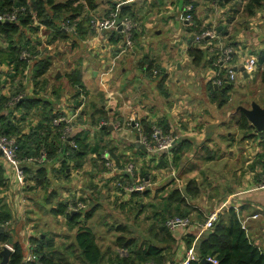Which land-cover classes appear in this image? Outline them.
<instances>
[{
  "label": "crops",
  "instance_id": "0c3cea01",
  "mask_svg": "<svg viewBox=\"0 0 264 264\" xmlns=\"http://www.w3.org/2000/svg\"><path fill=\"white\" fill-rule=\"evenodd\" d=\"M190 1L194 4L195 19L198 24L202 25L201 29L208 28L209 26H222L220 31L223 30V32H218L221 42L232 45L234 48L233 66L238 75L236 80L233 81L235 83L229 88L227 96L237 90L243 91V81L238 76L241 78L249 76L250 72L245 68L246 58L264 49V5L256 8L253 15H247L244 10L246 0H183L182 8ZM105 3L106 5H111V8L113 6H115L114 8H121L122 5L126 4L130 6V13H135L136 15L141 13L143 19H146V23H144L145 32L143 34L140 31V34H136V44H134L133 48H128L125 52H122L123 38H119L118 34L115 35V31L113 30H106L102 34H98L97 31L91 32V30L85 34L66 32L67 35L65 37L60 36L51 41L49 37L50 34L52 36V29L44 26L45 30L48 28L45 33L41 31V28L38 31H33L31 28L23 30L24 43L26 40H29L38 44L37 49L40 52L46 48L48 50L53 49L54 52L51 54L53 55L52 65L39 79V82L32 77L33 68L31 65L34 60L19 72L16 69V63H9V61L0 62V94L1 102L4 105L2 110H0V127L6 126L7 123L17 126L18 135L22 138V141L27 146L34 148L38 139L44 140L46 138L49 142H54L56 139L59 140L62 126L59 127L55 124V119L58 116L53 120L49 118L54 114H59V116L62 115L71 120L73 135L79 133L80 138L87 143L89 150L81 168L74 167L72 159L68 160V163L72 166L68 169V177L58 171L61 168V162L48 161L43 164L47 167L48 171L49 183L47 188V183L43 185L39 183V180L37 181V169L41 164L31 163L26 160L22 161L20 168H23L24 176L21 177L18 173V166L8 161L0 151V208L4 207L11 213V219L7 223L8 226L3 225L5 227L4 230H10L11 238L7 242L0 243V264L3 260L1 251L6 247L13 252L14 242L18 241L21 243L26 257L31 247L35 248V244L31 240L33 237L40 235L43 237L47 236L52 241L53 235L46 232L45 228L43 229L40 225L47 227L49 222H54L55 226H57L58 221L65 216L57 214L55 210L60 202L67 201L65 197L69 193L65 194L63 192L64 188L66 187L71 191L73 186L70 187L63 184L69 182L68 180L73 175L72 171L74 169L77 175L84 176L81 172L86 170L87 159L94 157L93 161H95L96 157L98 158V150H101L103 145L110 150L112 149L113 151L109 153L112 152L114 154H118L120 150L125 149L122 152L126 155L127 159L129 161L133 160L135 166L138 160L137 162L141 163L142 173H148L143 178L147 181V185L149 184L145 190L137 191L135 195L127 192L124 196L121 193L115 192L118 197L119 195L122 196L120 202L124 203L123 207L129 201L131 206L136 205L137 214L143 211L142 209L145 204L133 202L137 201L134 197H144L143 194H146L155 198V186L162 184V176L159 175L160 169L164 168L167 171L170 167L176 166L179 172L184 166H187L193 153L199 151V149L200 151H207L206 159L200 160L202 162L205 160V163L202 164V170H205L203 174L205 181L202 182L198 177L189 181H192V187L196 186L197 188H199L198 183H196L197 181L203 186L206 183L209 185L207 194H214L213 197L203 198L202 195L199 196V192L196 196L186 195L185 189L189 181L185 182L186 185H183L184 188H182L181 184H175L180 183V181H175L171 178L167 181V184L163 183V186H161L163 191L157 194V196L163 197L161 209L165 210L169 202V194L176 188L181 189L187 199V205H182L181 210L189 211L190 213L187 216L193 218V222L189 227L186 229L180 227L172 232L177 239V245H180V249H185L183 252L185 256L182 262L178 264H183L187 257V250L189 249L183 235L190 232L198 237L200 231L199 225L211 212H220L223 208L229 207L238 208L241 218L247 219L249 238L264 250V189L257 188L261 180V170L264 165V146L259 137L252 135L244 136V131L238 127L237 121L240 116L239 109L237 108L239 105L235 111L227 114L225 110H227L228 97L226 102L222 104L219 103L220 98L213 99V91L211 90L213 88L212 80L215 77L213 61L218 52L216 40L209 39L205 42V46L200 47L205 52L204 60L200 63L193 61V57L188 53L189 46L185 45V43L180 44V49L177 51V43L180 42L182 36H179V33L182 32V27L174 32L177 35H172L173 37L177 36L176 41L175 38L169 41V43L172 42L173 44L158 45V49L154 48V50L150 46V43L152 42V45H154L158 41L152 37L149 30L156 28L155 33H162L168 29L171 17H180L179 13L175 14V12L169 18L163 17L166 9H173L175 0H106ZM97 8L96 3V7L91 8V10ZM151 18L156 20L155 23L151 22ZM86 22L83 25L88 26ZM234 25H236L237 29L234 30L235 36L233 38L232 28ZM26 30L27 32L29 31L28 34L30 36L26 37L24 32ZM33 36L37 39H32ZM70 39L71 43L67 41ZM1 40L6 42L3 37H0V46L6 47L7 42L3 46ZM61 40H65L67 43L65 44L64 42L63 45L68 46L70 44L68 55L60 48L57 49L60 46ZM86 47H88L87 51L85 50ZM160 47L161 51L165 53L163 61L159 57L161 54L158 53ZM247 47H251L253 52L249 53L246 50ZM70 55L77 57V63L75 62L76 60L70 62V59H68L67 64H65L66 57ZM139 58L142 59L139 60ZM143 60H153L154 64L159 66L163 73L160 71V75L158 76L151 75L143 67ZM116 63L118 65L116 70H114L115 66L112 68V65H116ZM189 63L192 66L205 65L202 78H199V83L197 84L200 87L196 96L187 87L192 84L191 81V84L189 82L183 89H178L181 93L173 91L170 88L172 83L174 84L179 81L176 78L175 82H173V75L178 76V73L183 72L188 74L189 70V74H194L188 66ZM137 67L141 73L139 74L136 71L137 73L133 74L132 70L135 71ZM241 67L245 68L247 76L240 71ZM76 69L82 71L83 87L88 98L87 100L85 96L86 100L83 107H81L83 103V100L80 99L81 93L77 91L78 85H73L68 76L69 73ZM256 69L258 70V67ZM51 74H53V79H51ZM258 76L260 78V71ZM158 78L160 79L158 80ZM138 79L141 81L140 84L137 83ZM66 81L69 83L66 86L70 88H67L65 95L61 96V91L64 89L63 83H66ZM178 83H181V81ZM182 83L184 82L182 81ZM261 83L264 84L262 81ZM162 86L165 88L167 94L163 95L161 93L160 88ZM214 88L217 89L218 87L214 86ZM200 91L202 92V97L197 96ZM21 92L25 93L24 100H37L32 104L33 106L26 108L13 103L15 96ZM117 95L121 98L117 97ZM208 103L214 104L213 107L211 106L209 112L204 106V104ZM97 107L105 111L108 119H101L100 123H94L92 114L94 110H97ZM134 113L139 114V126L131 125L127 128H125L126 126H122ZM144 120L148 121L151 126L155 123L160 124L165 133H173L178 136L177 142L181 139H188L191 142L190 147L184 150L181 158L176 163L173 161V149L170 154L168 151L152 154L148 150L145 151L140 148L136 143L138 134H146ZM227 121L229 125L228 127H224ZM63 123L66 125L65 122ZM117 123H120L122 127L119 128L120 126H117ZM108 125V130H105V127ZM111 125L114 128H111ZM119 129H124L122 134L126 140L121 138L122 134L116 137ZM132 135L134 137L131 140L130 137ZM71 140H73L72 137ZM112 141H115V144H113L115 146L110 147L109 144L112 146ZM74 142L78 146L76 139ZM70 145H72L71 142ZM120 155L123 154L121 153ZM120 155L116 156L119 157V161L121 158L125 159ZM162 156L169 163L168 166L159 165L162 161ZM215 166L216 169L213 168ZM124 168L125 166L121 167V169ZM89 175L91 176V173ZM83 179L78 183L76 190L88 185L91 181L87 176H84ZM131 179H136L135 173L131 176ZM73 182L74 184L77 183L76 180ZM91 185H94V183L91 182ZM212 186L228 187L220 191L218 189L212 191ZM76 190L71 192L74 193ZM119 190L122 189L119 188ZM85 191L87 192L86 187H83L82 192L79 190L74 194H77L78 199L79 197H86L92 202L95 193L91 194L90 191L87 194ZM49 196L50 200H48ZM41 203L47 205V208L42 207ZM98 203L96 202L95 205L99 206ZM158 206L160 205L158 204ZM176 206V203H173V207ZM159 211L161 212V210H158L156 214ZM95 213L96 210L94 211ZM254 214L258 216L251 218ZM87 225L90 226L89 224ZM69 228H76L72 240L76 242L77 227L71 228L69 225ZM53 232H56V230L54 229ZM53 248L61 251L54 244V241ZM180 249L179 252L175 250L177 255H179Z\"/></svg>",
  "mask_w": 264,
  "mask_h": 264
},
{
  "label": "trees",
  "instance_id": "16d2710c",
  "mask_svg": "<svg viewBox=\"0 0 264 264\" xmlns=\"http://www.w3.org/2000/svg\"><path fill=\"white\" fill-rule=\"evenodd\" d=\"M263 5L264 0H246L244 10L247 15H253L256 8ZM18 6H25V9H23L22 12L18 14L17 21H5L0 23V37H3L7 42L6 47L0 46V62L9 61V63H16V69L19 72L20 70L22 71L25 69L26 66H28L32 60H34L33 64L31 65L33 68L32 77L37 82H39V79L52 65V56L49 55L48 49L45 51L44 56H40L41 53H39L40 51L37 49L38 44L29 40H26L25 43L23 42V30L25 28H31L33 31H38L41 26L40 24H44L48 28L52 29L51 41H54L57 37H65L67 35V31H65V29L62 28V25L60 24V20L62 18V21H70L72 24L76 23V32H78V34H85L90 32V30L91 32L96 31L95 28L91 27V16L88 14L85 17L83 16L87 6L90 8L96 7L95 0H0V13L6 12V10H11ZM114 7L115 6H113V8ZM33 13L36 15L37 21L39 22L37 25H34ZM120 14L121 16L129 15L135 19L137 16L135 13H130V6H127L126 4L122 5L120 8ZM81 15L84 18L77 21ZM86 20H88V26L83 25ZM196 28L198 29L197 20ZM221 32H223V30L219 33ZM114 34H118L119 38H123L119 32H114ZM24 49L31 52L32 56L28 58H22L21 54ZM188 53L193 57V61L196 63H200L202 60H204L205 52L199 46L190 44L188 47ZM255 55L257 58V67L260 71V78L264 83V49H261ZM142 65L145 70L150 72V74L153 72L155 67L153 60H143ZM157 67L160 69L161 73H163L161 68L159 66ZM68 76L73 85H78V93L85 92L81 70L76 69L69 73ZM231 86L232 83H229L215 89L213 85V88L211 89L213 91V99L220 98L219 103H225L228 97L227 92ZM36 101V99L24 100L23 98V100H19L16 104L18 106L30 108ZM3 107L4 105L0 99V110H2ZM57 116H59V114H54L49 118L53 120ZM92 116L94 118V123H100L101 119H108L107 114L100 107H97V110H94ZM239 116L240 117L237 121V124L238 127L244 131V136L252 135L259 137L261 143L264 146V131L259 134L255 130L254 126L250 124L241 110H239ZM143 122L145 126V133L149 135L151 133L152 126L148 121L144 120ZM58 126H62L61 132L59 133V140L56 139L54 142H49L46 138L44 140L38 139L34 148L27 146L22 141V138L18 135V127L12 125V123H7L6 126H1L0 132L9 136L15 135L18 137L20 155L40 156L42 149L45 148L48 159L54 162H61V168L58 171L68 177V169L72 167L70 163H68V160L72 159L74 161L73 166L76 168H81L85 162V158L88 155L89 150L87 143L80 138L79 133L75 135L71 133L70 135L73 140H77V148L73 145H70L68 137L66 139L62 138L65 124L61 122ZM108 128L109 125L105 127V130H108ZM190 145L191 142L188 139H181L179 142H177V145L173 148V161L175 163L181 158L184 150L188 149ZM106 150L109 152L113 151L112 149L110 150L105 145H103L101 150H98V157L101 158L103 152ZM117 159L119 160V157H117ZM159 165H169V163L164 159V156H162V161ZM121 174H123V177L131 178L130 174L124 171ZM143 174L145 177V175L148 173L143 172ZM36 177L38 178L36 179L37 181L39 180L40 184L44 185L47 183L46 188L48 187V171L45 165L41 164L38 167ZM193 188L192 181H189L185 189L186 195L196 196L197 193L200 192V190H198L199 188L196 186ZM132 194H137V191L132 192ZM186 195L181 189H174L168 196L169 202L166 205L165 210H161V212L157 213V215L160 216L161 213H163L161 216L162 222L159 232H162L163 236L161 237V240H165V245H161L159 242H154L151 240L141 244L135 237L119 235L116 238V244L117 246L126 249L128 251L127 255H122L118 252L113 254L114 252L110 251L109 249L103 250L98 243L95 231L86 224L87 220L93 217L94 211L98 207L97 205H94L91 209L73 212L69 211L68 208L71 202L67 200L60 202L55 212L57 214L65 215L71 228L77 227L75 235L76 242L71 244L70 249L73 248V252H79L78 258L81 264H145L148 263V261H154L156 264H177L173 261L177 239L172 231L168 229L164 223L169 217L166 216V212L170 210H174L170 214L172 216L175 213H178L181 216L189 215V211L181 210L182 205H187ZM48 200H50V196L48 197ZM79 200L85 204L87 203L84 197H79ZM173 203H176L177 206L173 207ZM10 219L11 213L4 207L0 208V226H8L7 223L10 221ZM117 229L125 231L127 230V226L120 224L117 226ZM156 235H158V232ZM10 238V230H0V243L7 242L10 240ZM184 238L187 247L190 248L198 237L193 233L187 232ZM31 240L35 244L34 251L38 255L37 260H35L33 264L71 263L63 252L53 248V241H50L47 236H35ZM199 253L200 255L197 253L198 257L196 259L190 260L187 264H212L202 261L203 258L207 257L216 259L217 264H264V250L256 245L246 234L245 230L241 228L240 220L234 207L223 208V210L217 213L216 220L214 221L212 227L203 237ZM24 258L25 253L23 246L18 241L14 242V251L11 253L9 262L7 264H23Z\"/></svg>",
  "mask_w": 264,
  "mask_h": 264
},
{
  "label": "rangeland",
  "instance_id": "374dc122",
  "mask_svg": "<svg viewBox=\"0 0 264 264\" xmlns=\"http://www.w3.org/2000/svg\"><path fill=\"white\" fill-rule=\"evenodd\" d=\"M105 1L106 0H95L98 8L95 10H91V8L89 6H87L85 8V12H84L83 16L85 17L87 14L89 16H91V18H102V17L106 16L109 13V9H111V5H106ZM174 4L175 5H174L173 9H166L165 10V14L163 17L169 18L174 12H175V14L181 12L182 6H183V0H175ZM107 10H108V12H107ZM143 12H144V10H143ZM147 12H148V10H147ZM89 16H87V17H89ZM84 17H82V15H81V17L77 21L83 19ZM175 17L170 18V22H169V26H168V29H170V30L166 29L162 33H159V34L155 33L156 28H151L149 30L150 34H152V37L157 39V41L159 42V43L156 42L154 45H152V42L150 43V46L153 47V49L154 48L158 49V45L168 44L169 41L174 40V38L176 41L177 36L173 37L172 35L180 27H182V32L179 33V36L180 35H182V36H181L180 42L177 43V47H176L177 51H178V49H180V44H183V43H185V45H188V46L190 44H194L197 46H199L201 44H205V42L204 43H195L196 34L200 31L199 29H201L202 25L198 24V29L196 27H193V29L190 28L191 29L190 30V29H188L189 27H187L184 20H182L180 17H176V18ZM62 19L60 20L61 25L63 23ZM135 20L139 23V26H140V29H139V31L136 32V34L139 33L140 31H142L144 34V32H145V30H144L145 24L144 23H146V19H143L142 15L140 13L136 16ZM150 20L153 23H155V21H156V20H153V18H151ZM86 21H87L86 24H88V20H86ZM208 28H212V26L211 27L209 26ZM236 29H237V27H236V25H234L232 28L233 38L235 36L234 30H236ZM46 30H48V28ZM46 30H45V28H41V31L44 33ZM24 32L26 34V37L30 36L28 34L29 31L27 32V30H26ZM142 32H141V34H142ZM136 34L134 37V42H136V39H137ZM174 35H177V34H174ZM51 37L52 36L50 34L49 38H51ZM32 39L35 40L37 38L33 36ZM124 40L125 39L123 37V41ZM67 41L69 43H71V39L67 40ZM1 42H2L3 46L6 45V42H3L2 40H1ZM64 42H65V40L64 41L61 40L60 46L57 49L60 48L64 53H66L68 55L69 54L68 47H70V44L68 43L69 45L66 46V45H63ZM65 44H67V43L65 42ZM169 44H173V43L171 42ZM87 49H88V47H86L85 50L87 51ZM251 49H252L251 47H247L246 50L249 53H251V52H253ZM85 50H84V52H85ZM45 51H47V48L45 50H43L42 52H39V53H41L40 56L41 55L44 56ZM81 52H83V51H81ZM48 53H49V55L54 53L53 49L52 50L49 49ZM158 53L161 54V56H159V57L163 61V57H165V53L161 51V47L159 48ZM153 54H155V53H153ZM51 56H53V55H51ZM87 57H88V54H87ZM140 57H142V56H140ZM76 58L77 57H75L73 55L67 56L65 64H67L68 59H70V62H73L76 60L75 62L77 63L78 60ZM142 58H139V60H141ZM139 60H137V61H139ZM192 64L194 65V63H192ZM113 65L115 66L114 70H116L118 64L116 63V65L115 64H113ZM188 66L191 68V70L194 74H189V72H190V70H189L188 74L183 72L184 74L178 73L179 74L178 76L173 75V77H172L173 82H175V79L177 78V79H179V81H181V83H178L179 81L175 82L174 84L172 83L170 88H172L173 91L179 92L178 89H183L184 86L187 85L191 81L192 84L190 82L191 85H188L187 87H189L191 89V91L193 92L194 96H196V93L199 91V87H200L197 84L199 83V78H202V72L204 70L205 65L192 66L191 63H189ZM154 69L158 70L157 76L160 75L159 74L160 69L157 67V65H155ZM154 69H153V72H154ZM136 71H138L139 74L141 73V71H140V69H138V67L135 71L132 70L133 74H135ZM153 72L151 73V75H154ZM142 74H143V71H142ZM258 74H259V71L256 68H254L253 70L250 71L248 77L241 78L238 76V78L243 81L244 90L243 91L237 90L236 92H232L231 94L228 95V102H227V106H226L227 110H225L226 111L225 113L228 114L230 112L235 111V109L237 108L238 105L239 106L250 105V103L252 101H255L259 104H262V102L264 101V84L261 83L260 78H258L259 77ZM188 75H190L192 77H189ZM154 76H156V75H154ZM51 77H52L51 79H53V74H51ZM54 79H55V77H54ZM159 79L160 78H158V80ZM258 79H259V81H258ZM182 81L184 83H182ZM257 81H258V83H257ZM137 83L140 84L141 81H139V79H138ZM233 83H235V82H233ZM68 84H69L68 81H66V83H63L64 89H62V91H61V96H64L65 92L67 91V88H70L69 86L68 87L66 86ZM160 91L163 95L167 94L165 92V88H163V86L160 88ZM179 93H181V92H179ZM82 94H84L86 96V99L88 100L85 92H83ZM118 96L119 95H117V97ZM197 96L202 97V92L200 91L197 94ZM80 99H82V97H80ZM203 99H205V97H203ZM204 106L206 107V110L209 112L211 106L213 107L214 104L208 103V104H204ZM246 107H250V106H246ZM138 116H139V114H138ZM137 120L139 122L138 117H137ZM127 122H128V119H127V121H125V123L122 124V126H126L125 128L130 127L131 125H128ZM228 125H229V122L227 121V122H225L224 127H228ZM122 126L120 124L119 128H121ZM124 129H119L116 137H119L120 134H122V132L124 131ZM124 136H126V135H124ZM133 137L134 136L132 135L130 137V139L132 140ZM121 138H124V140H126L125 137H123V134H122ZM112 142H113L112 146L109 144L110 147L115 146V145H113V144H115V141H112ZM124 150L125 149L120 150V153H118V154L120 155L122 153L123 155H120V156H123L126 160L121 158L119 161L116 157V156H118V154L112 153L115 165L118 168H121V167L123 168L126 165L127 161H129V159H127L126 155H124V153L122 152ZM205 156H207V151H200V149H199V151L193 153V156L191 157L192 161L191 160L188 161L187 166H184L179 172H178L177 167L174 166V173H175V174L173 173L174 175L171 174L170 171H172V170L170 168L167 171L164 168L160 169L159 175L162 176V178H161L162 184L156 185L157 187L155 186V189H154L155 191L153 190L155 192V195H156L155 198H152L151 196L146 195V194H143L144 197H142V196H139V197L135 196L134 197V199L137 201H133V202H142L143 204H145L143 209H142L143 211L140 212L139 214H137L138 210L136 209V205L131 206V204L129 203L130 201H129V202H127L125 207H123L124 203L120 202V200H122V196L119 195V197H118L116 195V193H118V194L121 193L124 196V194L128 192L126 190L127 186L132 185L134 182H136L138 180H143L144 174L141 171V167H140L141 163L137 162L138 161L137 159H136L137 165H136V169H135V178L136 179H131L130 177L129 178L123 177V175H120L121 173L113 174L111 172V170L108 169L107 166L103 163L104 160L102 158L96 157L97 161L96 160L93 161L94 157H89V159H87V161H86L87 162V164L85 166L86 170L81 172L82 175L87 176L91 179V181L88 183V185H85V186L81 185L82 187H80V189L76 190L78 188V186H77L78 183L81 182V180L84 178V176L81 177V176L77 175L75 173V171H76L75 169L72 171L73 175L69 178V180H68L69 182H66L63 185H65V186L69 185L70 187L73 186L71 188V191L76 190L75 191L76 193L79 190H80V192H82L83 187H86L87 192L85 191V193L89 194L90 191H91V194L95 193L94 199L92 202H90L89 198H86V197L84 198L87 201L86 209H91L90 207H93V205H95L96 202L97 203L99 202L98 203L99 206L96 209V213L94 214V217L92 219L88 220L86 222V224H89L93 228V230L96 232L98 243L100 244V246L102 247L103 250L109 249L110 251L114 252L113 254L118 252L119 254L127 255L128 251L126 249H123V248L117 246V244H116V238L119 235H125L126 237H135L139 241V243H141V244L143 242L145 243V242L151 240L154 242H159L161 245H165V242H164L165 240H163V239L161 240V237L163 236L162 232L161 233L159 232L160 225L162 222L161 216L163 215V213H161V216L156 214V212L158 210H162L161 208L163 205V201H162L163 197H160L159 195L157 196V194H159V192L163 191V189H161L162 188L161 186H163V183L167 184V181H169L170 178L175 180V181H180V183H178V184L175 183V184L176 185L181 184L182 188H184V186L186 185L185 182L187 183L189 180L195 179V177L200 178V180L202 182L205 181L204 175H203L205 173V170H202V168H203L202 164L205 163L204 162L205 160H203V162L200 161L202 159H206ZM23 157H24V155H20V159H23ZM35 164H38V163L36 162ZM213 168L216 169V166ZM193 170H194L195 174H193L194 173V172H192ZM90 173H91V176L89 175ZM96 179H97V183L95 184ZM75 180L77 182L76 184H74V182H73ZM91 182H93L94 185H91ZM101 182H103L102 185H101ZM196 183H198V185H199V189H198V190H200L199 196L202 195L203 198H205V197L207 198L209 196L210 197L214 196V194L213 195L207 194V192L209 190V185L204 183V186H203L202 184H200L199 181H197ZM87 186H89V187H87ZM148 186H149V184L147 185V187ZM227 187L228 186H225V187H223V186L222 187L221 186H218V187L212 186L213 190L211 188L210 189L212 191H214L216 189H218L220 191L221 189H225ZM65 188H64L63 192H65V194L69 193L68 195H66L65 199L70 201V202L74 201L78 197L77 194H74L75 192L72 193L71 191L68 190V188H66V189ZM119 188H121L122 190H119ZM92 190H93V192H92ZM61 194H62V192H61ZM216 197H218V196H216ZM159 198H160V201H159ZM158 204L160 206H158ZM41 205H42V207L47 208V205H45L44 203H41ZM172 211H174V210H170V211L166 212V216L167 217L169 216L168 218L172 217V215H170ZM175 215H180V214L175 213L173 216H175ZM189 218L191 220L193 219L191 216H189ZM65 219H66V217L63 216L62 219H60V221H58L57 226H55L54 222H49V225L47 227H45L43 225H40V227H42L43 229L45 228L46 232H48L50 235H53L52 241H54V244L57 246V248H59L61 250V252H63L65 254V256H67V259L71 262L70 264H81L80 260L78 258L79 252L78 251L73 252L72 251L73 248L70 249L71 244L75 243V241H72V240H73V236H74L76 228L70 229L69 225H68V221H67V219L66 220ZM166 220H165V222H166ZM204 221H205V219H204ZM119 224L126 225L127 230H125V232H121L123 230L117 229V226ZM54 229L56 230V232H53ZM171 231L174 232V230H171ZM157 232H158V235H156ZM184 236L185 235H183V237ZM175 246L177 247L176 252L177 251L179 252L180 245H177V243H176ZM184 250H185L184 248H181L179 255H177L176 252L173 255V261L176 262L177 264L182 262V259L185 256V254L183 253ZM151 262L155 263L154 261H148V264ZM106 264H110V263H106Z\"/></svg>",
  "mask_w": 264,
  "mask_h": 264
},
{
  "label": "built area",
  "instance_id": "2783aa9c",
  "mask_svg": "<svg viewBox=\"0 0 264 264\" xmlns=\"http://www.w3.org/2000/svg\"><path fill=\"white\" fill-rule=\"evenodd\" d=\"M25 9V6H18L14 7L11 10H6V12L0 13V22L5 21H17L18 20V14L22 12V10ZM34 14V13H33ZM179 16L182 20L185 21L187 27L193 29V27H196V14H195V7L193 2H187L184 7L182 8L181 12H179ZM34 19V25L39 24L37 21L36 15H33ZM90 24L93 28L96 29L98 34H102L106 30H113L115 32H119L123 37V47L121 48L122 52H125L128 48L134 47V37L137 31H139L140 26L139 23L135 20V18L124 15L121 16L120 14V8H113L110 10V12L102 17V18H92L90 20ZM40 28H43L44 24H40ZM62 28L65 29L67 32H76V23H71L70 21H63ZM209 39L216 40L218 46V52L215 60L213 61L214 65V72L215 77L212 80V84L216 87H222L225 84L233 83V81L237 78V72L233 66L234 63V48L232 45L225 44L224 42H221V39L219 38V33L217 31V27L214 26L212 28H204L200 30L195 37V43H204ZM205 46V44L199 45V47ZM32 56L31 52L24 49L21 57L22 58H28ZM147 66V65H146ZM114 65H112V68ZM257 67V58L255 55H249L246 58L245 61V68L248 72L253 70ZM154 75L158 74V70L154 69ZM83 93V92H82ZM81 93V97L83 99V103L81 104V107L84 106L85 95ZM25 97V93L21 92L15 98L13 99V103H17L19 100L23 99ZM1 99V94H0ZM77 115V114H76ZM137 117L139 118L137 113L132 114L130 118L128 119L127 124L133 125L135 123V126H139V122L137 120ZM61 122H65V129L62 133V138L66 139L68 137V140L71 142V144L75 147H77V144L74 142V140H71L70 134L73 131V125L70 119H67L65 116H58L55 119V124L59 125ZM117 126H120V123L116 124ZM116 126V127H117ZM151 133L148 134H140V142L147 148L148 152L152 154H157L158 152L162 151H168L170 154L172 149L174 148L175 144L178 141V136L174 135L173 133H165L163 128L155 123L152 125ZM140 130V129H139ZM0 151H2L3 156L16 166H18V173L21 177L24 176V170L23 168H20V163L22 161H28L31 163H38V164H44L48 161H51L47 157V151L46 149H42L40 156H33V155H25L23 159H20V146L18 143V137L15 135H7L2 132H0ZM101 158L104 160L103 162L107 166L108 169L111 170L113 174L116 173H122L123 171L130 174L131 176L135 173L136 166L133 162V160H130L125 165L124 169L118 168L115 165L114 159L109 153L108 150L104 151ZM172 171L171 174L174 173V167H170ZM175 174V173H174ZM173 174V175H174ZM147 187V181L138 180L134 182L132 185L127 186L126 190L130 193L134 191H143ZM257 188L264 189V165L261 170V180L259 184L257 185ZM87 207V204L80 201L78 197L75 199V202H71L69 205V211L78 212L85 210ZM237 216L239 217L241 228L245 230L246 234H248V226H247V219H242L239 215L238 208L234 207ZM218 212H211L206 218L205 221L202 222L199 225V235L198 237L205 232V230H209L214 221L216 220ZM258 215L254 214L251 216V218H256ZM166 226L170 230H176L177 228L183 227L187 228L192 224V220L188 216H180L175 215L170 218H168L165 222ZM197 241V240H196ZM191 246V248L187 251V257L183 264H187L190 260L196 259L198 257L195 244ZM34 247H31L30 252L25 257L23 264H33L35 260H37L38 255L34 251ZM14 251V250H13ZM212 264H217V260L211 257H207ZM148 264V263H146ZM149 264H156V263H149Z\"/></svg>",
  "mask_w": 264,
  "mask_h": 264
},
{
  "label": "water",
  "instance_id": "95a60500",
  "mask_svg": "<svg viewBox=\"0 0 264 264\" xmlns=\"http://www.w3.org/2000/svg\"><path fill=\"white\" fill-rule=\"evenodd\" d=\"M221 27L222 26L217 27L218 32L221 30ZM240 71H242L244 73V75L247 76V73L245 72L244 67H241ZM237 109L241 110L244 113L247 120L250 122L251 125L254 126L255 130L259 134H261L264 131V101L262 102V104H259L255 101H252L250 107L246 108L243 106H238ZM133 126H135V123H133ZM111 128H114L113 125H111ZM140 138H141V136H140V134H138L136 143L139 145L140 148H142L143 150L146 151L147 148L140 142ZM4 229H5L4 226H0V230H4ZM208 232H209V230H205V232L197 238L195 248H196V251L199 255H200L199 250H200V246H201L203 237ZM11 253H12L11 250L9 248H6V247L1 251V254L3 256V260L1 262V264H7L9 262ZM202 261L210 263V261L206 258H203Z\"/></svg>",
  "mask_w": 264,
  "mask_h": 264
}]
</instances>
